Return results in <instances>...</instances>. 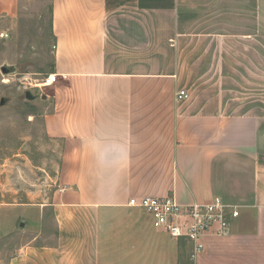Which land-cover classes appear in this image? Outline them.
Wrapping results in <instances>:
<instances>
[{"label": "crops", "instance_id": "1", "mask_svg": "<svg viewBox=\"0 0 264 264\" xmlns=\"http://www.w3.org/2000/svg\"><path fill=\"white\" fill-rule=\"evenodd\" d=\"M49 2L57 187L12 199L0 166V264H264V0ZM171 195L240 215L193 259L129 204Z\"/></svg>", "mask_w": 264, "mask_h": 264}, {"label": "rangeland", "instance_id": "2", "mask_svg": "<svg viewBox=\"0 0 264 264\" xmlns=\"http://www.w3.org/2000/svg\"><path fill=\"white\" fill-rule=\"evenodd\" d=\"M50 0H20L11 17L0 0V166L6 188L17 190L12 199L49 200L62 152H54L44 130V112L49 87L36 85L52 73L53 52L50 29ZM2 65L15 69L8 74ZM26 91L36 98L30 100ZM31 198V197H30ZM14 211H9L10 215ZM16 212V211H15ZM7 219L4 228L11 225Z\"/></svg>", "mask_w": 264, "mask_h": 264}, {"label": "built area", "instance_id": "3", "mask_svg": "<svg viewBox=\"0 0 264 264\" xmlns=\"http://www.w3.org/2000/svg\"><path fill=\"white\" fill-rule=\"evenodd\" d=\"M55 48V45L53 46ZM59 75L50 73L36 85L46 87L56 83ZM189 96L186 90L177 93L178 99ZM129 204L151 214L154 226L166 230L174 237L186 238L192 243L191 257L194 259L205 248L204 238L211 233L225 236L230 233L232 220L240 215L236 205L227 204L216 196L210 202L183 204L175 196L131 198Z\"/></svg>", "mask_w": 264, "mask_h": 264}, {"label": "water", "instance_id": "4", "mask_svg": "<svg viewBox=\"0 0 264 264\" xmlns=\"http://www.w3.org/2000/svg\"><path fill=\"white\" fill-rule=\"evenodd\" d=\"M15 68L13 66H8V65H2L1 66V71L4 73V74H8L10 73L11 71H13ZM26 97L30 100H33L36 98V95L32 94V92L30 91H26ZM7 102V98L5 97H2L1 98V101H0V104L1 105H4L5 103Z\"/></svg>", "mask_w": 264, "mask_h": 264}]
</instances>
